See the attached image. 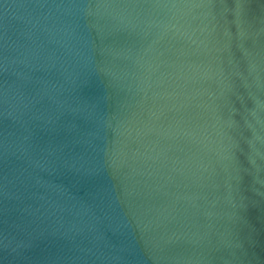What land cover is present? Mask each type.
Returning a JSON list of instances; mask_svg holds the SVG:
<instances>
[{
	"label": "water",
	"instance_id": "1",
	"mask_svg": "<svg viewBox=\"0 0 264 264\" xmlns=\"http://www.w3.org/2000/svg\"><path fill=\"white\" fill-rule=\"evenodd\" d=\"M0 264H264V0H0Z\"/></svg>",
	"mask_w": 264,
	"mask_h": 264
}]
</instances>
